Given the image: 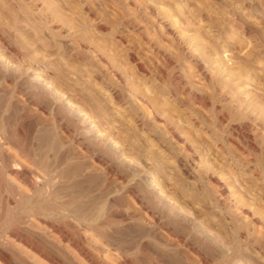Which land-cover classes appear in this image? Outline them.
<instances>
[{"label":"rangeland","instance_id":"374dc122","mask_svg":"<svg viewBox=\"0 0 264 264\" xmlns=\"http://www.w3.org/2000/svg\"><path fill=\"white\" fill-rule=\"evenodd\" d=\"M0 116L95 176L22 225L62 264H88L76 240L104 264H264V0H0ZM14 245L12 264H50Z\"/></svg>","mask_w":264,"mask_h":264},{"label":"bare ground","instance_id":"6f19581e","mask_svg":"<svg viewBox=\"0 0 264 264\" xmlns=\"http://www.w3.org/2000/svg\"><path fill=\"white\" fill-rule=\"evenodd\" d=\"M14 117L16 118V116ZM14 117L10 116L9 118H14ZM17 118L15 119L16 121L18 120L17 123L14 122L12 124L10 121L13 119L8 120L7 116H0V190L4 191L7 194L8 202L12 201L13 203L16 204L18 208L16 209V211L17 210L20 211L22 209L23 214H21L18 220L16 219L19 215L16 217V219L14 218L16 222L12 224L13 226L9 225L10 228L8 229L6 233L0 232V244H2L3 246H7L10 250L16 253V255L20 257L21 259H25L24 257L25 255L21 253V250L15 249L14 242H17L23 245L26 249L35 253L40 258L45 259L50 264H62L59 260H57L51 254H49L39 242H36L33 239L35 237L32 238V236L30 235L32 233L30 234L27 233L25 229H23L22 225L28 229L32 228L34 226L31 223V219L39 218V220H42L43 222H45V219L48 218L50 215H53V214L59 215V214H62V212L64 213V210L66 209L67 205L69 203H72V201H78L80 199L82 200L85 197L87 198V196L90 193V190L84 189L85 191H83L81 189L84 188L83 186H86V184H90L92 182L91 180L92 179L94 180L95 176L93 177L92 176L93 174H91L90 176L87 172L86 173L83 172L84 169L81 171V166L77 163H72L70 165L68 164L67 156L69 157V155L66 156L65 149L67 148V146L65 147L64 145L65 142L63 144L62 136L56 137L53 140L54 142L52 141L46 144H42L39 142L38 144L40 145L38 144L35 145L34 141L41 140V138L40 139L37 138L40 135H38L39 133L37 134L36 133L37 131L35 130L36 132L35 131L34 132L36 134L31 139H35V138L36 139L35 140L29 139V135H30L29 131H32L30 130L32 126L29 125L31 121L29 120H32V116H19ZM35 121H32V125L33 123H35ZM26 122H28L27 124L30 127L26 126L27 125ZM33 126H36V125H33ZM34 132L32 134H34ZM36 135L38 136L36 137ZM49 137L51 136L49 135ZM42 138H44V141H46L45 137L42 136ZM69 159L71 160V158ZM80 164H83V163L81 162ZM108 170L110 172L111 167L108 168ZM87 171L90 172L89 170ZM108 181H109L108 178H106V181L104 183L107 184ZM99 183L101 182L99 181ZM95 185H97V183ZM98 186L99 185H97L96 187ZM66 188H70V190L68 189L70 192L73 190L74 191L73 195L72 193L70 195H67L68 193L66 192H68V190H66ZM68 196H71V197L68 198ZM2 204L4 203L2 202ZM71 208H75V207H71ZM74 210H72L73 213H74ZM75 211L76 213L79 212L77 210ZM89 211H92V210L90 209ZM67 212H68V209H67ZM100 212L102 211L99 209V207L94 208L93 212L92 213L90 212L91 214L89 213L90 215L84 218L85 221H94L99 216ZM13 217H15V215ZM77 217L79 218V216ZM103 223L104 222L102 221L100 224H103ZM108 223L109 222H107V224ZM67 237L68 235L63 234L64 239H66ZM240 244L249 245L250 242L246 238V240L244 242H241ZM73 246L75 247L78 254L81 255L88 264H104L100 262L99 260H97L96 258H94L82 246L79 240L74 241ZM144 247L145 246H143V249ZM127 249L129 250L130 248H127ZM143 249L140 247V251ZM253 252H256L257 254H260L262 257H264V245L253 246ZM239 253H240V250L233 249L231 253L224 258L226 259V261H228V263H233ZM32 260H34V258H32ZM0 262L3 264H12L9 255L2 249H0ZM152 263L154 264V262ZM116 264H133V263L129 259H127V257L122 256L118 260V262H116Z\"/></svg>","mask_w":264,"mask_h":264}]
</instances>
